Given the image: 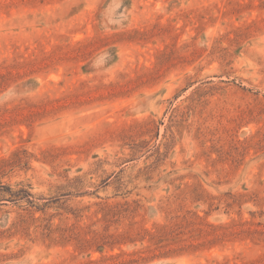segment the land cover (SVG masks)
Segmentation results:
<instances>
[{
  "label": "rangeland",
  "instance_id": "374dc122",
  "mask_svg": "<svg viewBox=\"0 0 264 264\" xmlns=\"http://www.w3.org/2000/svg\"><path fill=\"white\" fill-rule=\"evenodd\" d=\"M0 264H264V0H0Z\"/></svg>",
  "mask_w": 264,
  "mask_h": 264
}]
</instances>
